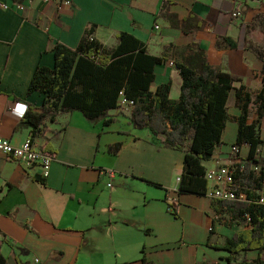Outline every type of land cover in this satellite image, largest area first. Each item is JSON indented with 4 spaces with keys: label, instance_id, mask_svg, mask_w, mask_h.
<instances>
[{
    "label": "crops",
    "instance_id": "1",
    "mask_svg": "<svg viewBox=\"0 0 264 264\" xmlns=\"http://www.w3.org/2000/svg\"><path fill=\"white\" fill-rule=\"evenodd\" d=\"M259 3L264 7V0H73L70 7H60L58 0H0V138L16 147L32 138L24 115L29 104L44 102L41 92L28 93L36 68H53V47L76 49L91 28L108 47L125 32L147 44L150 55L164 58L152 90L171 81L173 100L182 87L176 63L197 51L214 69L238 78L236 89L243 85L256 95L264 64L246 50L245 23ZM239 10L242 16H233ZM191 14L195 18L188 21ZM226 37L238 48L231 49ZM228 109L232 119L223 145L204 163L207 169L238 162L232 152L239 131L235 118L241 115L236 91ZM250 109L252 123L258 115L255 105ZM130 116L131 109L118 108L96 122L80 112L46 120L34 142L55 154L47 177L40 167L27 169L0 151V260L226 264L230 254L212 246L224 245L243 225L217 211L220 206L209 194L180 195L185 153L160 147L148 131L134 128ZM249 151L242 146L240 157L247 158ZM109 170L114 178L104 173ZM247 256L255 259L258 252Z\"/></svg>",
    "mask_w": 264,
    "mask_h": 264
},
{
    "label": "trees",
    "instance_id": "2",
    "mask_svg": "<svg viewBox=\"0 0 264 264\" xmlns=\"http://www.w3.org/2000/svg\"><path fill=\"white\" fill-rule=\"evenodd\" d=\"M238 13L242 16L241 10L233 16ZM194 18L191 14L188 21ZM117 40L115 47H108L96 39L95 28H91L76 49L60 43L53 47L55 66L39 65L28 90L30 95H44L42 106L29 104L24 115L25 123L33 128L32 138L40 134L46 120L55 121L63 113L80 112L90 122L103 120L120 108L125 98L134 103L130 119L136 130L148 131L160 147L185 153L178 193L206 196L209 183L204 163L211 161L223 145L224 131L232 119L228 101L236 91L241 115L235 118L239 131L233 155L238 162L233 167L239 198L214 203L221 208L215 207L217 211L230 215L232 222L243 225L244 230L224 245L212 247L230 254L224 258L226 264H264V205L259 201L264 191V65L263 86L253 95L243 85L236 89L238 78L214 69L204 52L197 51L176 63L182 87L179 98L173 100L171 81L152 90L155 69L164 58L150 55L147 44L129 33H119ZM224 41L231 49L238 48L232 38ZM258 57L264 64V54ZM251 105L258 115L252 123ZM245 145L250 151L247 158H242L239 150ZM46 152L55 156L50 148ZM170 210L177 217V207L171 204ZM252 251L258 252L257 258L247 256ZM0 264L5 263L0 260ZM143 264L154 262L144 258Z\"/></svg>",
    "mask_w": 264,
    "mask_h": 264
},
{
    "label": "built area",
    "instance_id": "3",
    "mask_svg": "<svg viewBox=\"0 0 264 264\" xmlns=\"http://www.w3.org/2000/svg\"><path fill=\"white\" fill-rule=\"evenodd\" d=\"M49 3L51 0H43ZM59 6H72L73 0H58ZM8 8L7 6H5ZM22 8V7H21ZM237 16H241L238 13ZM134 103L125 98L121 99L120 108H133ZM0 151L7 155L8 159L19 162L27 169L40 167L43 175H49L51 166L55 160V156L40 148L34 142L33 138H29L22 146L16 147L10 141L0 138ZM236 149L232 152L235 154ZM258 170V168H256ZM110 178H114L115 172L112 170L105 171ZM206 180L209 183L208 194L213 200L223 202H234L238 200L237 186L235 184V169L232 164L224 165L217 168H210L206 171ZM112 187V184L108 185ZM241 198H244L242 195ZM260 203L264 205V191L260 195ZM32 264H41L40 259H35Z\"/></svg>",
    "mask_w": 264,
    "mask_h": 264
},
{
    "label": "rangeland",
    "instance_id": "4",
    "mask_svg": "<svg viewBox=\"0 0 264 264\" xmlns=\"http://www.w3.org/2000/svg\"><path fill=\"white\" fill-rule=\"evenodd\" d=\"M245 26L246 36L249 39L246 50L256 56L260 53L264 54V7L261 3L256 7V11L248 17Z\"/></svg>",
    "mask_w": 264,
    "mask_h": 264
}]
</instances>
